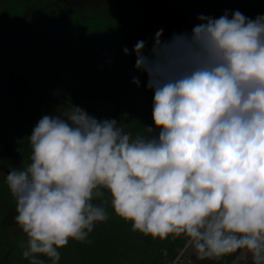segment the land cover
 I'll use <instances>...</instances> for the list:
<instances>
[{
	"label": "clouds",
	"instance_id": "clouds-1",
	"mask_svg": "<svg viewBox=\"0 0 264 264\" xmlns=\"http://www.w3.org/2000/svg\"><path fill=\"white\" fill-rule=\"evenodd\" d=\"M198 20L168 41L157 31L148 55L134 47L154 91L144 133L75 105L38 121L30 164L6 176L29 264H59L109 206L133 232L183 237L199 259L245 250L264 264V15Z\"/></svg>",
	"mask_w": 264,
	"mask_h": 264
},
{
	"label": "trees",
	"instance_id": "trees-1",
	"mask_svg": "<svg viewBox=\"0 0 264 264\" xmlns=\"http://www.w3.org/2000/svg\"><path fill=\"white\" fill-rule=\"evenodd\" d=\"M237 10L255 19L264 15V0H0V264H29L6 176L30 164L29 137L38 121L70 105L94 116L108 104L125 131L144 133L154 126V91L136 68L137 42H145L148 55L157 31L168 41L190 34L200 15L219 18L227 11L231 17ZM107 211L109 219L87 241L70 240L60 249L59 264H170L185 245L183 237L133 232L130 222L110 206ZM188 259L233 264L235 258ZM240 264H252L251 255Z\"/></svg>",
	"mask_w": 264,
	"mask_h": 264
},
{
	"label": "built area",
	"instance_id": "built-area-1",
	"mask_svg": "<svg viewBox=\"0 0 264 264\" xmlns=\"http://www.w3.org/2000/svg\"><path fill=\"white\" fill-rule=\"evenodd\" d=\"M93 117H95L98 120L115 119L116 113H115V111L111 105L105 104V105H102L97 110V112L95 113V115ZM186 250H187V248H185V245H184L181 252L178 254V256L176 257V259L174 261H177V258H179V264H190L189 259H185V260L183 259V255H184ZM173 262L170 264H173Z\"/></svg>",
	"mask_w": 264,
	"mask_h": 264
},
{
	"label": "rangeland",
	"instance_id": "rangeland-1",
	"mask_svg": "<svg viewBox=\"0 0 264 264\" xmlns=\"http://www.w3.org/2000/svg\"><path fill=\"white\" fill-rule=\"evenodd\" d=\"M199 23H200L199 21H194V22H193V28H194L197 24H199ZM182 243H184V244L186 243V241H185L184 238H183V240H182ZM239 251H240V250H238V251L235 252V253H231V254H232V257H230V259H232L234 256H237V254H238ZM192 253H194L193 249H192L191 247H188L187 250H186V252H185L184 255H183V259H184V260H185V259H188L189 256H190ZM228 256H230V254H228ZM243 256H244V255L241 254V255H239L237 258H235L233 264H240L241 262H243L244 260H246V259L248 258V256H249V253H248V256H247V255H245V257H243ZM226 258H227V257H226Z\"/></svg>",
	"mask_w": 264,
	"mask_h": 264
},
{
	"label": "crops",
	"instance_id": "crops-1",
	"mask_svg": "<svg viewBox=\"0 0 264 264\" xmlns=\"http://www.w3.org/2000/svg\"><path fill=\"white\" fill-rule=\"evenodd\" d=\"M192 254H195V252L192 253ZM241 254L244 255L243 257H245V255L248 256V253H247L245 250H240V251L238 252L237 256H234V258H237V257H238L239 255H241ZM224 256L227 257V258H230V257H232V254H230V256H228V254H227V255H224ZM234 260H235V259H234Z\"/></svg>",
	"mask_w": 264,
	"mask_h": 264
}]
</instances>
